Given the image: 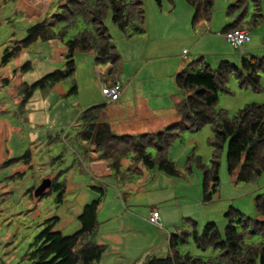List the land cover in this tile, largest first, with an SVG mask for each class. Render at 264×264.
Segmentation results:
<instances>
[{
    "label": "rangeland",
    "instance_id": "1",
    "mask_svg": "<svg viewBox=\"0 0 264 264\" xmlns=\"http://www.w3.org/2000/svg\"><path fill=\"white\" fill-rule=\"evenodd\" d=\"M141 1L145 10L141 31L131 25L125 33L112 22L110 14L105 18L111 42L121 55L115 74L123 86L121 100L106 102L101 94L104 80L99 73L107 63H96L93 53L77 52L71 76L34 90L22 104L25 84L64 68V41L84 25L81 22L62 39L38 41L2 65L5 49L25 37L29 26L58 13L59 7L56 0H0V264H26V250L50 222L64 235L76 232L81 226L77 216L82 207L97 197L95 187H102L104 196L92 237L107 248L94 264L127 260L125 249L137 253L145 245L154 247L168 230L175 233L187 228L189 219L197 222L199 231L207 222H215L223 230L230 207L256 217L255 197L264 193V171L253 181H237L227 172L225 149L220 157L217 191L211 201H203L202 170L194 160L192 171L186 166L193 155L204 163L210 160L208 138L212 133L208 124L197 132L182 133L169 148L168 155L180 171L177 177L153 169L119 183L112 171L105 169L106 161L97 158L96 147L80 140L79 113L104 101L116 134L152 133L177 122L174 105L185 93L175 84V70L202 56L197 53L214 68L223 60L218 58L223 53L227 54L225 60L234 63L241 55L264 56V17L251 27L250 41L242 48L225 41L222 29L234 19L227 12L228 0H216L210 21L196 26L192 24L193 8L185 0H162L161 7L155 0ZM26 63L30 69L22 70ZM6 78L7 84L3 81ZM226 86L228 92H218L216 108L226 109L230 115L246 104H264L263 75L259 91L241 87L233 75ZM44 179L53 180L56 186L47 196L34 199L30 191ZM152 207L159 212L161 228L147 220ZM121 235L125 246L121 245ZM181 250L203 259L213 255L191 241ZM155 255L166 256L167 250Z\"/></svg>",
    "mask_w": 264,
    "mask_h": 264
},
{
    "label": "trees",
    "instance_id": "2",
    "mask_svg": "<svg viewBox=\"0 0 264 264\" xmlns=\"http://www.w3.org/2000/svg\"><path fill=\"white\" fill-rule=\"evenodd\" d=\"M56 1L59 12L29 26L25 37L16 40L12 48L5 49L2 65H7L38 41L48 43L62 39L81 22L84 26L64 41V68L56 69L31 85L25 84L24 88H20L23 91L22 104L26 103L34 90L44 89L71 76L76 67L74 55L77 52L93 53L95 62L99 64L111 63L109 83L113 84L121 55L111 42L105 18L110 14L112 22L125 33L131 25H136V30L141 31L145 22L141 0ZM185 1L193 8V26L210 21L216 0ZM228 1L227 12L234 19L225 25L222 34L247 29L251 37V27L264 17V0ZM155 2L161 7L162 0ZM28 69L29 63L22 66V70ZM232 75L241 87L259 91L260 78L264 76V56L241 55L238 63L220 60L215 68L202 57L192 61L175 75L176 86L185 93V97L174 105L179 119L157 132L116 134L108 121L106 102L92 105L77 117L81 125L78 133L80 140L96 147L99 152L97 158L109 163L112 175L119 183L130 182L139 178L144 170L153 169L177 177L180 171L168 155L169 148L182 133L197 132L208 124L212 133L208 138V145L212 149L210 160L204 163L198 155H193L188 158L186 167L192 171L191 165L193 160L196 161V166L203 173V201H211L219 185L220 157L224 149L227 172L237 181H253L264 171V104H246L233 115L226 109L216 108L218 92H228L226 84ZM3 81L8 83L7 78ZM151 149L155 152L152 153ZM54 186L51 180V185L39 195H35L32 188L31 197L41 199L50 194ZM95 189L97 197L86 203L77 216L80 228L70 235H64L55 229L54 222L48 223L26 250L23 256L26 264H94L100 259L107 247L94 241L92 236L98 228L97 215L104 189ZM255 209L257 215L252 218L230 207L225 213L227 224L223 230L215 222H207L199 231L197 222L189 219L187 228L170 234L166 256L149 255L142 264H264V193L255 197ZM190 241L202 251H212L213 255L203 259L182 252V246Z\"/></svg>",
    "mask_w": 264,
    "mask_h": 264
},
{
    "label": "built area",
    "instance_id": "3",
    "mask_svg": "<svg viewBox=\"0 0 264 264\" xmlns=\"http://www.w3.org/2000/svg\"><path fill=\"white\" fill-rule=\"evenodd\" d=\"M227 43L236 49L241 48L244 43L250 40V33L247 29H238L227 32L223 35ZM111 66L107 63L106 67L101 66L100 79L104 80L101 86V94L106 102L117 101L122 94V86L116 81L113 84L108 82ZM148 220L151 224L159 227V212L156 209L150 211Z\"/></svg>",
    "mask_w": 264,
    "mask_h": 264
},
{
    "label": "crops",
    "instance_id": "4",
    "mask_svg": "<svg viewBox=\"0 0 264 264\" xmlns=\"http://www.w3.org/2000/svg\"><path fill=\"white\" fill-rule=\"evenodd\" d=\"M200 24H207V22H201V23H199L198 25H200ZM198 55H202V56H204L202 53H197L196 54V56H198ZM225 55H227V54H225V53H223V54H219L218 55V58H220V59H223V60H225ZM202 56H200V57H202ZM205 57V56H204ZM183 58L184 59H187V55H183ZM194 58V57H193ZM203 58V57H202ZM194 60H196V59H193V61ZM192 62V61H191ZM182 69V68H181ZM180 66L178 65L177 67H176V72H175V75H176V73L177 72H179L180 70ZM174 75V76H175ZM109 78H111V76L109 77ZM109 81V80H108ZM116 81H118V82H120L116 77H115V82ZM120 84H121V82H120ZM121 86H122V84H121ZM122 91H123V86H122ZM122 96H120V100H121V98H123V94H121ZM105 102V101H104ZM155 113V112H154ZM107 163L106 162H104L103 163V165L105 166V169L106 170H110V168L106 165ZM101 165H102V163H101ZM153 209H156V208H154V207H152V208H150L149 209V211H151V210H153ZM157 210V209H156ZM131 212V211H130ZM149 213V212H148ZM148 216V215H147ZM147 220H148V217H147ZM149 221V220H148ZM159 223H160V221H159ZM160 226H161V223H160ZM159 228H161V227H159ZM168 232V234L165 236V238H160V240H159V242H157V245H155L154 247L153 246H151V245H145L144 247H142V248H140L138 251H137V249L135 250V251H137V253H135L134 252V250L132 249V250H130V249H125L126 251H125V254L124 255H126L128 258H127V260H123V261H121V262H118V264H142V262H143V260L147 257V256H149V255H154V256H158V257H164V255H155V252H160L161 254H164V253H166V250L168 249V239H169V236H170V234H172L173 232H171V231H167ZM127 234V233H126ZM113 235V234H112ZM112 235H110V237L112 238ZM117 236H118V234H116ZM169 235V236H168ZM113 237H115V235H113ZM125 237H126V235H125ZM122 238H124L122 235H121V237H120V239H121V245H124V242H123V239ZM159 238V237H158ZM125 246V245H124ZM154 248H156V249H154ZM116 250H118V251H120V250H122L121 248H115ZM122 251H124V249L122 250ZM116 253H114V255H115ZM121 254V253H120ZM123 254V253H122Z\"/></svg>",
    "mask_w": 264,
    "mask_h": 264
},
{
    "label": "water",
    "instance_id": "5",
    "mask_svg": "<svg viewBox=\"0 0 264 264\" xmlns=\"http://www.w3.org/2000/svg\"><path fill=\"white\" fill-rule=\"evenodd\" d=\"M50 185H51V180L50 179H44L35 188V190H34L35 195H39V194L43 193Z\"/></svg>",
    "mask_w": 264,
    "mask_h": 264
}]
</instances>
